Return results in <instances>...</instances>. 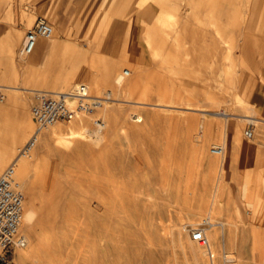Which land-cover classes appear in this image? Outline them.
<instances>
[{"label": "rangeland", "instance_id": "374dc122", "mask_svg": "<svg viewBox=\"0 0 264 264\" xmlns=\"http://www.w3.org/2000/svg\"><path fill=\"white\" fill-rule=\"evenodd\" d=\"M39 17L55 28L54 37L44 41L56 40L63 50L79 46L89 53L79 59L84 68H92L98 57L120 62V73L133 70L125 79L133 86L118 96L122 101L110 104L121 112L119 122L96 114L82 118L91 124L103 119L102 140L52 141L39 159L34 151L27 161L43 164L26 186L19 178L24 211L30 213L21 230L28 264H48L54 243L56 264H197L190 242L200 245L191 231L203 226L209 233L203 222L209 214L225 223L219 228L225 236L238 241V247L226 242L232 264H264L262 251L253 246L264 236V125L241 122L243 142L260 151L258 162L250 164L251 173L259 174L253 190L246 178L240 186L234 181L248 150H233L226 171L231 194L212 212L191 213L207 174L205 155L221 161L215 149L227 138L223 129L230 115L224 112L239 117L255 110L264 116V0H19L14 8L1 0L0 49L11 35L21 38L17 62L0 53V130L32 115L37 94L63 88L66 79L73 90L83 81H102L101 95L111 91L115 97L108 82L111 66H98L91 75L75 73L70 68L78 59L66 54L53 63L29 58L31 68L23 70L18 52ZM161 97L166 102L158 105ZM137 113L156 117L140 123ZM34 121L0 171L20 155L36 130ZM249 129L252 137L246 135ZM3 140L0 134V145ZM209 239L219 257L223 246ZM15 263L20 264L17 252ZM202 264H210L208 255Z\"/></svg>", "mask_w": 264, "mask_h": 264}, {"label": "bare ground", "instance_id": "6f19581e", "mask_svg": "<svg viewBox=\"0 0 264 264\" xmlns=\"http://www.w3.org/2000/svg\"><path fill=\"white\" fill-rule=\"evenodd\" d=\"M53 33L55 34V28H54ZM50 39H40L38 41V44L35 50L27 56H22L20 54L21 48L19 49L18 57L20 60L24 59V60H21L24 63L23 70L24 71L30 70L32 64L31 62H29V58L40 56L45 59L46 63H50V62L53 63L54 60L57 59V57H59V55L62 56L66 54L67 55L69 54L70 56H72V58L74 57L78 59L77 62L75 63L72 62L71 68H70V70L74 71L75 73L85 72L87 75H91V73L95 70L94 68L98 66H102V67L111 66L108 69V72H109L108 82L109 84H112L113 92H114L113 94L115 95V97H113L111 91H108L107 93H105V95L102 96L101 94L103 92L100 91L102 81H98V80L94 81L93 83L88 82V81H83V84L77 85L76 88L73 90L72 87H69L71 85V80L66 79L63 85L61 86L63 88L45 89V90L50 93L74 95L75 92L81 86H85L87 90L89 91L90 95H93V93H95V95L93 96L105 97L107 99L103 103V106L97 111L96 115L98 116L103 115L110 122H119L121 120V112L113 108L112 105L110 104L112 103L114 104L116 102L122 101V99H120L118 96H120L122 93H125L133 86L132 82L125 83V79L127 77L132 76L133 70L124 69L123 73H120L119 72L120 62L111 61V60L101 61V58L99 57L93 61L92 63L93 69L87 68V67L84 68L83 66H81L82 64L81 65L79 64V59L83 57V59L85 60V56H87L89 53L86 54L77 45L73 48H71L72 47L71 46L69 50H65V49L63 50L64 46H62V44L56 40H53L50 43L47 41H44V40H50ZM18 46H19V38L12 37V39L7 42V44L2 48V50L0 49L1 50L0 53L7 52L10 55L9 58L11 59V62L12 63L17 62V58L15 57V51ZM136 48H137V45H136ZM140 52L141 54L143 53L142 49ZM133 55H134V52H133ZM55 82L56 80L54 79L51 80L50 86L54 87ZM74 84L76 85L78 84V82ZM46 91H40V92H46ZM240 99H243V98L240 97ZM164 102H166L164 97H161L160 103L158 105H161ZM1 104L4 105L3 99H1ZM14 104L18 105L19 100L15 99ZM3 105H0V107L2 108ZM1 108H0V111H1ZM251 113H252L251 115H240L238 117V116H232V114H229V112H224V115H230V116L225 118L227 119L228 122L225 124L223 131L225 132V137L227 138H224L222 145H220V148L222 149V152L220 153L221 161L219 162L218 158H213V157H209L208 155H205V157H207V160L205 163L207 167V174L202 178V190L199 195V198L195 202L196 210L191 211L192 214L194 215L201 214L203 210H210V212L216 210L221 205L226 193L231 194L232 187L230 185V179L228 180L226 177V171L232 166L233 161L235 159L232 155L233 150L235 153L239 152V150H242V149L248 150L247 151L248 157L247 159H245L242 167L239 168V171L237 172V174L235 173L236 176L234 177V181L236 182L237 185L240 186L242 184V179L246 178L245 179L246 186L249 187L250 191L253 190L255 182L257 181L259 174L251 173L253 169L251 168L250 164L258 162L260 158V151L257 152L255 150L254 144H248L246 142H243L242 135H241V129H242L241 122L244 121L250 125L251 124L264 125V116L260 115L255 110H253ZM153 116L155 115L151 113H147L145 116L141 113H137L134 116V118L136 122L141 123L145 121L146 123V119L151 118ZM86 117H90V116H86ZM82 118L84 117L80 116L72 121H69V124L66 127L60 125L59 122H57L53 124L52 126H50V128L48 127L47 131L43 130L37 138V143L40 141L38 148L35 150L36 148L35 147L29 153V155L23 156V157L18 156L14 160V161L17 160V164H16L17 179L21 187H22V184L19 178H21L23 185L26 186L28 178L35 171V168H40L43 165L40 162H37L36 165H34V162L33 163L27 162V161H30L29 159L32 158L34 151L36 152L35 153V161H36L37 159H39V155L41 152H46L48 150L49 144L52 141H61L63 139H69V140L74 141V140L81 139L87 136L92 137L93 139H96V140H102L105 137V132H104L105 125H98L96 120H94V123L91 124L88 120H84ZM232 118L240 119V122L230 121V119ZM33 119H34L33 115L28 113L24 115L22 117V120L15 126H13L12 128H5V129L0 130V134L4 138V140L2 141V144L0 145V167L3 164H5L7 160H9L10 157L16 154V150L19 147V144L25 141V139L27 138L31 130V124L34 121ZM34 123L37 127V124L35 121ZM156 123H158V121L155 123H150L149 125H154ZM202 129L206 131L208 129V126L203 124ZM249 130L246 131V135L249 132ZM261 132H262V129H261ZM129 133H133L132 134L133 136L134 135L135 136H145L148 134L147 131H141V132L129 131ZM229 134L232 135V140L228 139ZM14 161L11 164H13ZM218 167H219V171H218ZM0 172H3V171H0ZM29 218H30V213L28 211H24L23 222H24V219L29 220ZM203 222L209 223L210 225L209 233H207L206 228L204 230L208 238L210 235L215 245L218 244V245L223 246V250L222 251L219 250V257H216L217 256L216 252L214 251L213 245L211 243V248L213 250V253L215 257L219 259V261H217L216 264H218V262H221L222 264H232L231 257L229 253L225 250V246H226V242L228 241V243H230L231 245L238 247V241L236 237H233L230 233H228V236L227 235L225 236L219 230V228L223 227V224L225 223L221 222L220 220L216 218L213 219L212 214H209L208 216H206ZM229 224L232 225L231 222H229ZM22 225H21V230H22ZM199 245L200 247L196 246L194 242H190V251H191V254L194 256V258L196 259L197 264H202L203 258L208 255V252H207V249L203 247L200 243ZM53 246H55V251L54 253H52V257L48 264H56L59 259L58 258L59 248H56V243H54ZM253 246L255 249L259 248L262 251L261 258L262 260H264V236L263 238L261 237L258 238V240L255 241ZM17 259L19 260L20 264H28L30 258L26 251H24L23 249H19L17 250Z\"/></svg>", "mask_w": 264, "mask_h": 264}, {"label": "built area", "instance_id": "2783aa9c", "mask_svg": "<svg viewBox=\"0 0 264 264\" xmlns=\"http://www.w3.org/2000/svg\"><path fill=\"white\" fill-rule=\"evenodd\" d=\"M53 32L54 26L46 18L39 17L36 24L27 31L20 54L22 56L31 54L38 41L52 38ZM105 100H107L105 97L90 95L85 86H81L74 95L39 92L31 110L37 127L19 156L29 155L37 144L38 136L46 128L57 122H69L80 116L95 115ZM96 122L98 125H105L102 118H96ZM247 136L252 137L253 131L249 130ZM221 152V148L215 149L216 154ZM16 164L17 160L0 172V264H16L17 250L27 246L26 238L21 234L25 194L17 179ZM204 230L203 226L193 229L192 240L205 247L210 264H216L217 258Z\"/></svg>", "mask_w": 264, "mask_h": 264}, {"label": "crops", "instance_id": "0c3cea01", "mask_svg": "<svg viewBox=\"0 0 264 264\" xmlns=\"http://www.w3.org/2000/svg\"><path fill=\"white\" fill-rule=\"evenodd\" d=\"M8 1H9L10 8H14L15 6L18 5V2H19V0H8ZM15 23H16V20H15ZM12 37H17V38H19V40L21 38L20 35H11L9 40H11Z\"/></svg>", "mask_w": 264, "mask_h": 264}]
</instances>
